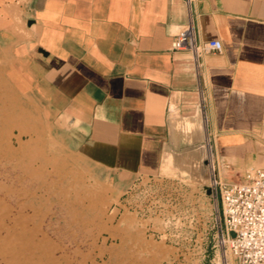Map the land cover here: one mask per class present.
<instances>
[{"label": "crops", "instance_id": "0c3cea01", "mask_svg": "<svg viewBox=\"0 0 264 264\" xmlns=\"http://www.w3.org/2000/svg\"><path fill=\"white\" fill-rule=\"evenodd\" d=\"M198 37L221 53L171 50L185 0H0V45L75 154L125 191L200 172L209 147L226 181L264 168V0H195Z\"/></svg>", "mask_w": 264, "mask_h": 264}, {"label": "rangeland", "instance_id": "374dc122", "mask_svg": "<svg viewBox=\"0 0 264 264\" xmlns=\"http://www.w3.org/2000/svg\"><path fill=\"white\" fill-rule=\"evenodd\" d=\"M212 156L119 191L69 149L0 45V264H225Z\"/></svg>", "mask_w": 264, "mask_h": 264}, {"label": "built area", "instance_id": "2783aa9c", "mask_svg": "<svg viewBox=\"0 0 264 264\" xmlns=\"http://www.w3.org/2000/svg\"><path fill=\"white\" fill-rule=\"evenodd\" d=\"M189 21L172 40L171 50L187 51L196 64L207 54L221 53V39L202 40L191 15L195 0H185ZM210 187L220 204L221 225L217 235L225 255V264H264V168L245 171L242 180L226 181L210 165Z\"/></svg>", "mask_w": 264, "mask_h": 264}]
</instances>
